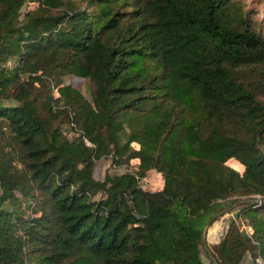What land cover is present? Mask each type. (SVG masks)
Segmentation results:
<instances>
[{"label":"trees","instance_id":"16d2710c","mask_svg":"<svg viewBox=\"0 0 264 264\" xmlns=\"http://www.w3.org/2000/svg\"><path fill=\"white\" fill-rule=\"evenodd\" d=\"M256 17L243 0H0V264H264ZM108 158L130 170L97 180Z\"/></svg>","mask_w":264,"mask_h":264},{"label":"rangeland","instance_id":"374dc122","mask_svg":"<svg viewBox=\"0 0 264 264\" xmlns=\"http://www.w3.org/2000/svg\"><path fill=\"white\" fill-rule=\"evenodd\" d=\"M243 1L246 3V5L249 8L257 12L256 19L259 25V30H261V32L264 34V3L260 2L259 0H243ZM65 82L67 85L72 84L75 88H82L85 94H87L88 97L90 96V91H92V86L90 84L84 83L83 80H79L74 77H71V78L66 79ZM54 94L55 96H58V93L55 90H54ZM8 103L9 102H6V104ZM71 134L75 135V133H71ZM133 169H136V167H134ZM127 170H130V169H127L125 166L114 165L112 159L108 158V159H104L100 161V163L95 169L94 177L97 180H100V179L102 180L106 176V174H111V173L123 174L127 172ZM162 184H163L162 176L160 174H153L150 178H148V181L145 183V187L147 190L157 191L158 189L162 187ZM243 203H247V202L243 201L242 203L235 204L233 207H231L228 210V213L233 212L234 215L237 214L238 212H240V210L236 208L241 206ZM227 229H228L227 221H225L221 217L218 218L206 228L205 235H204V242L210 248H216L219 245L221 239L226 234ZM216 232H218V234ZM205 262L208 263L207 258L205 259ZM245 264H254L250 256L246 258ZM259 264H262V263L259 262Z\"/></svg>","mask_w":264,"mask_h":264},{"label":"built area","instance_id":"2783aa9c","mask_svg":"<svg viewBox=\"0 0 264 264\" xmlns=\"http://www.w3.org/2000/svg\"><path fill=\"white\" fill-rule=\"evenodd\" d=\"M88 144H89V143H88ZM245 229H246V231L248 232V234H252L253 230H252L251 227L246 226Z\"/></svg>","mask_w":264,"mask_h":264},{"label":"water","instance_id":"95a60500","mask_svg":"<svg viewBox=\"0 0 264 264\" xmlns=\"http://www.w3.org/2000/svg\"><path fill=\"white\" fill-rule=\"evenodd\" d=\"M240 212H238L237 214L234 215L235 219H237L238 215ZM206 231V230H205ZM205 235V234H204Z\"/></svg>","mask_w":264,"mask_h":264}]
</instances>
